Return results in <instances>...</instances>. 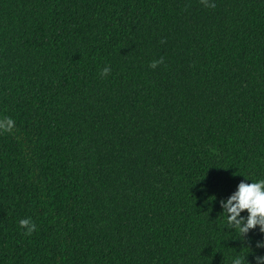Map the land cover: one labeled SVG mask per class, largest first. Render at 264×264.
I'll use <instances>...</instances> for the list:
<instances>
[{
    "label": "trees",
    "instance_id": "16d2710c",
    "mask_svg": "<svg viewBox=\"0 0 264 264\" xmlns=\"http://www.w3.org/2000/svg\"><path fill=\"white\" fill-rule=\"evenodd\" d=\"M3 117L0 264L264 256V0H0Z\"/></svg>",
    "mask_w": 264,
    "mask_h": 264
},
{
    "label": "clouds",
    "instance_id": "9594fccd",
    "mask_svg": "<svg viewBox=\"0 0 264 264\" xmlns=\"http://www.w3.org/2000/svg\"><path fill=\"white\" fill-rule=\"evenodd\" d=\"M157 63L152 62L151 67L155 68ZM103 71L106 74L109 69L105 68ZM13 128L12 118H0V131L11 132ZM220 207L221 212L226 214V225L238 230L243 237H246L250 230L256 229L257 226L260 232H264V179L250 183L247 182V178L241 180L236 190L225 200L220 201ZM245 210L246 215L241 216V212ZM20 225L26 228L28 234H31L36 227L29 219H22ZM257 246L264 247V243L258 242ZM232 264H243L242 258L237 257ZM256 264H264V256H258Z\"/></svg>",
    "mask_w": 264,
    "mask_h": 264
}]
</instances>
